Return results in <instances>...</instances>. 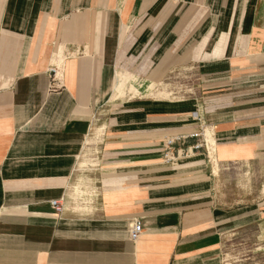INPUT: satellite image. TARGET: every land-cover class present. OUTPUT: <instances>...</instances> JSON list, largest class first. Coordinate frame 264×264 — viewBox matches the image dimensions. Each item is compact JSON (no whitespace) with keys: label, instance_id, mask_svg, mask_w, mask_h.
I'll return each instance as SVG.
<instances>
[{"label":"crops","instance_id":"crops-1","mask_svg":"<svg viewBox=\"0 0 264 264\" xmlns=\"http://www.w3.org/2000/svg\"><path fill=\"white\" fill-rule=\"evenodd\" d=\"M241 237L264 257V0H0V264H223Z\"/></svg>","mask_w":264,"mask_h":264},{"label":"rangeland","instance_id":"rangeland-1","mask_svg":"<svg viewBox=\"0 0 264 264\" xmlns=\"http://www.w3.org/2000/svg\"><path fill=\"white\" fill-rule=\"evenodd\" d=\"M175 77L176 78H174V76H173L170 79V81H172V84H173V81H175V80L180 81V79L181 80L186 79L185 75H175ZM173 78H174V80H173ZM154 87H155V85H153V83H152L148 87L149 91H147V93L153 95V94H155L154 92H157L156 94L158 97H164V98L166 97L165 94L160 95V93H159L164 89H159V91H156L154 89ZM120 89H122V93L121 94L118 93V95L120 97H124L126 94L125 86H122ZM162 92H164V91H162ZM129 93L134 96L138 92L129 90ZM171 95H173V90L170 91V95L168 96V98H171ZM99 141H100V137L98 138L96 143H98ZM92 148H94V150H92L91 148L88 150L87 156L85 157L86 159H91L92 152H94L96 150L95 145ZM90 165H93V163H91V161H89V163H87L86 168ZM244 238H245V241H244ZM239 239L242 241V242H240V246H238L237 243L235 244V246L231 245V248H230L231 250L230 251L227 250V255L224 258V263L225 264H249L252 262L253 264H264V257H263V255H261L262 245H258V246L253 245L252 247H250L248 237H241ZM230 243H232V242H230ZM243 243H245L246 246ZM238 247H240V248L238 249ZM242 248H244V249L242 250ZM251 249H253V251H250ZM252 252H254V254H252ZM255 252L257 254H255Z\"/></svg>","mask_w":264,"mask_h":264},{"label":"built area","instance_id":"built-area-1","mask_svg":"<svg viewBox=\"0 0 264 264\" xmlns=\"http://www.w3.org/2000/svg\"><path fill=\"white\" fill-rule=\"evenodd\" d=\"M197 120L199 121L200 120V117H196ZM200 135L198 133H194L193 134V137H199ZM175 140H166L165 141V144H164V148H165V151H164V159L166 160H171L172 157H171V148H172V145L174 144ZM196 148H199L198 144L195 146ZM51 206L53 207V209L57 212V213H60L63 209V203L58 201V200H54V201H51ZM142 223L140 220H134L133 223H132V226H131V229H130V232H129V235H130V238L131 239H135L137 238L141 232H142ZM229 244V242H228ZM231 246H225V251L223 253V257L225 258V256L227 255V250L230 251L231 249ZM223 264L224 263V259H223Z\"/></svg>","mask_w":264,"mask_h":264},{"label":"bare ground","instance_id":"bare-ground-1","mask_svg":"<svg viewBox=\"0 0 264 264\" xmlns=\"http://www.w3.org/2000/svg\"><path fill=\"white\" fill-rule=\"evenodd\" d=\"M99 129H97V132H98Z\"/></svg>","mask_w":264,"mask_h":264}]
</instances>
